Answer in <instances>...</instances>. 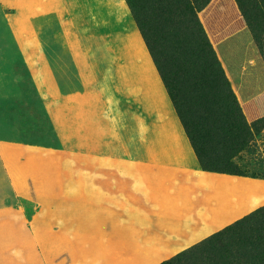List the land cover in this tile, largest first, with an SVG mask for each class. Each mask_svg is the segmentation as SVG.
Segmentation results:
<instances>
[{"label":"rangeland","instance_id":"1","mask_svg":"<svg viewBox=\"0 0 264 264\" xmlns=\"http://www.w3.org/2000/svg\"><path fill=\"white\" fill-rule=\"evenodd\" d=\"M207 1L0 0V264H43L35 249L32 250L27 231L19 225L16 211V208H23V215L29 220L30 201L19 198L21 207H17L16 193L28 194V177L46 175L56 168L57 157L42 160L46 153L93 149L91 144L87 145L88 140L105 135L99 129L101 125L93 123L104 121L106 111L110 112L108 93L118 94V99H114L118 104L132 99L134 120H131L133 127L130 129L125 125L130 119L124 117L126 108L127 112L130 108L115 105L120 124L115 136L121 142L127 134L133 144L131 152L142 155L147 134L145 130L144 137L141 134L139 115L149 106L153 108V103H161L167 129L177 125L175 131L180 133L178 125L181 122L170 104L165 80L173 79L170 82L173 86L189 92L198 91L199 95L207 97L224 91L223 83L218 81L207 82L202 90L179 83V64L196 69L197 73L193 69L189 75L193 79H204L202 75L209 69L198 49V44L209 39L200 20ZM235 4L244 22L243 12L255 15L252 16L254 23L264 28V0H240ZM136 20L141 23L144 36ZM143 100L148 106L142 104ZM190 112L194 118L199 117L196 109ZM216 133L218 136L219 132ZM168 136L167 141L170 140ZM192 136L196 144L205 149L206 164L214 168L225 165L230 156L229 148L221 150L218 143L232 141L231 138L206 134L197 125H193ZM154 140H149L150 148H147L151 154L167 150L162 159L176 158L168 154L173 152L171 145L156 146ZM177 140L180 148L185 146L181 138ZM250 142L253 150L239 153L231 170L248 177L264 178V159L255 137ZM119 148L118 143L117 151ZM176 156L180 159L175 160L177 163H193L191 158L184 160ZM253 189L246 186L245 210L253 204L248 201L253 198ZM220 190L221 193L226 191L223 187ZM233 192L236 202L238 189ZM227 201L228 198H224L222 204L226 206ZM245 213H226L222 217L215 212V221L219 218L229 221L212 233L249 212ZM255 220L251 227L243 225V239H250L248 233L252 239L264 235L263 229L258 230L264 228V216ZM40 244L45 248V242ZM180 251L175 250L157 262L138 256L134 264H160Z\"/></svg>","mask_w":264,"mask_h":264},{"label":"crops","instance_id":"2","mask_svg":"<svg viewBox=\"0 0 264 264\" xmlns=\"http://www.w3.org/2000/svg\"><path fill=\"white\" fill-rule=\"evenodd\" d=\"M200 20L264 159V32L252 36L234 0H211ZM106 97L110 112L106 111L104 121L93 123L101 125L105 135L88 140L93 149L46 153L42 160L57 157L56 168L28 177V194L16 193L17 200L30 201L29 220L23 208L16 211L43 264H134L138 256L157 262L229 221H215V212L222 217L242 215L264 204V178L201 170L181 125L178 134L177 125L167 129L161 103L139 115L141 134L144 130L147 134L145 154L132 153L128 135L121 142L115 136L120 125L114 100L118 94L112 91ZM146 102L142 104L148 106ZM123 103L117 106L130 108L124 112L130 129L134 103L132 99ZM151 138L156 146L171 145L173 152L168 154L176 158L162 159L167 150L151 154ZM178 138L185 145L182 148ZM176 155L193 163H177ZM246 186L254 188L253 198L248 199L253 204L247 210ZM221 187L226 191L221 193ZM224 198H228L226 206ZM40 242L46 243L45 248Z\"/></svg>","mask_w":264,"mask_h":264},{"label":"trees","instance_id":"3","mask_svg":"<svg viewBox=\"0 0 264 264\" xmlns=\"http://www.w3.org/2000/svg\"><path fill=\"white\" fill-rule=\"evenodd\" d=\"M238 1L240 0H236L235 2ZM208 2L210 0L207 1V5ZM206 4L205 6H207ZM188 12L192 15L191 10ZM252 16L243 12L242 17L245 19L252 36H257L264 32V28L254 23L255 19ZM136 25L143 34L141 23L136 20ZM144 40L147 43L148 39L144 37ZM198 49L199 55L203 58L206 65L209 66L206 74L202 75L205 78L198 77L193 79L189 75L194 68H188L185 64H179V83L187 87L190 86L202 90L201 87H205L207 82L218 81L221 84L223 83L224 91L213 93L207 97L199 95L198 91L196 93L194 91L189 92L175 87L170 83L174 80L168 79L165 80L164 86L170 104L177 119L181 122L183 134L187 138L201 170L246 176L231 170V167H235L234 159L239 153H249L253 150L250 142L254 138L253 133L241 111L237 98L230 87L229 81L209 39L198 44ZM194 70L196 72V69ZM195 109L199 117L195 116L194 118L190 111ZM217 121H219L218 125H216ZM193 125L204 129L206 134L217 136L216 132H219L217 137L222 136L223 139H232L229 142L222 140L218 143L221 150L229 148L230 156L225 165L222 164L220 167L214 168L206 164L204 158L205 149L199 147L192 136ZM240 125L241 129L239 128ZM207 139H210V137L208 136ZM262 216H264V205L255 208L233 224L224 227L221 231L210 234L197 244L183 249L171 259L162 261L160 264H264V235H258L255 239H252L251 233H248L250 239H243V235H241L243 234L241 233L242 229H244L242 228L243 225L251 227L252 222ZM259 229H263L264 231L262 227H259Z\"/></svg>","mask_w":264,"mask_h":264}]
</instances>
